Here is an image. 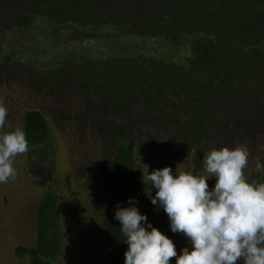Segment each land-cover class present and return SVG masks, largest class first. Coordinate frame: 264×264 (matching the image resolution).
<instances>
[{"label":"trees","instance_id":"1","mask_svg":"<svg viewBox=\"0 0 264 264\" xmlns=\"http://www.w3.org/2000/svg\"><path fill=\"white\" fill-rule=\"evenodd\" d=\"M20 79L54 100L52 110L23 105L13 115L28 150L48 157L51 114L100 200L108 254L96 264H124L114 215L129 198L146 215L142 156L179 160L195 174L207 150L264 143V0H0V80ZM245 175L264 181V169ZM13 181L0 184V195L4 185L14 194L0 204V232L26 204ZM35 204L34 242L14 253L27 264H65L78 227L49 187Z\"/></svg>","mask_w":264,"mask_h":264},{"label":"clouds","instance_id":"2","mask_svg":"<svg viewBox=\"0 0 264 264\" xmlns=\"http://www.w3.org/2000/svg\"><path fill=\"white\" fill-rule=\"evenodd\" d=\"M8 109L0 100V129ZM28 140L21 128L0 132V184L15 179V157L27 153ZM192 156L197 155L193 148ZM251 153L247 146L212 148L203 154L198 173L176 167L143 171V191L153 205L163 207L173 233L186 236L190 247L180 254L172 239L148 223L147 216L129 198L128 207L116 206L123 241L128 245L124 264H264V181L249 180ZM257 172L264 169L258 157ZM215 177L209 189L207 181ZM155 188V195L152 189Z\"/></svg>","mask_w":264,"mask_h":264},{"label":"rangeland","instance_id":"3","mask_svg":"<svg viewBox=\"0 0 264 264\" xmlns=\"http://www.w3.org/2000/svg\"><path fill=\"white\" fill-rule=\"evenodd\" d=\"M30 48L35 49L33 44L30 45ZM1 81L0 92H3L1 95L4 98L0 96V100L3 101L4 106L7 104L8 116L5 127L0 131H14L17 128L14 123V116L19 114L23 105L46 104L45 106H48L50 110L53 109L54 100L47 96V88H43L42 92L39 93L32 85L24 83L21 79L13 86H7ZM76 100L79 101V98ZM47 115L53 131L48 157L40 161L30 150L15 157L17 161H14L13 166L17 170V175L15 179L9 180H14L12 183L23 187L26 204L18 208L17 205L14 206L15 212L12 219L14 223L10 225L8 231L0 232V264H27L26 260H20L15 255L14 247L17 244L29 245L34 242L37 220L31 212L34 210L35 203L41 193L48 187L59 197L63 218L70 225L78 227L74 237L68 236L62 260L65 259V264H96L98 258L107 257L108 254V241L103 229L100 200L95 193V186L86 178L87 174L83 172L82 164H78L80 172L75 171L77 166L73 163V156L69 152L67 140L62 135L60 128L53 125L52 115ZM11 124L12 127L16 128L11 129ZM141 135L140 132V140L145 138ZM245 146L251 153L248 169L253 170L255 168L253 156L258 157L261 163L264 162V143L257 140L256 143H247ZM143 159L144 156L139 159L140 165L142 163L144 167L143 171L147 170L146 166L149 172L168 166L163 160H154L153 162L152 159H149L151 161L143 162ZM180 164L181 161L177 160L169 164L168 167L174 171ZM143 171L141 175H143ZM155 191L156 189L153 188V196ZM3 193L7 195H0V204L4 206L5 198H14V194L9 193L5 185ZM144 204L148 207L145 214H149V223L172 239L178 254L184 247H190V242L186 236L171 231L170 221L163 207L153 205L147 195ZM170 264H176L175 258L170 261Z\"/></svg>","mask_w":264,"mask_h":264}]
</instances>
